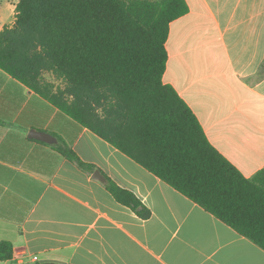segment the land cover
Wrapping results in <instances>:
<instances>
[{
  "label": "crops",
  "instance_id": "crops-1",
  "mask_svg": "<svg viewBox=\"0 0 264 264\" xmlns=\"http://www.w3.org/2000/svg\"><path fill=\"white\" fill-rule=\"evenodd\" d=\"M18 1L0 0V31ZM185 2L169 26L163 82L250 178L264 168V0ZM55 135L91 169L57 151ZM107 178L148 218L118 202ZM0 241L13 248L0 264H264L259 245L1 68Z\"/></svg>",
  "mask_w": 264,
  "mask_h": 264
},
{
  "label": "trees",
  "instance_id": "trees-1",
  "mask_svg": "<svg viewBox=\"0 0 264 264\" xmlns=\"http://www.w3.org/2000/svg\"><path fill=\"white\" fill-rule=\"evenodd\" d=\"M186 12L185 0H19L0 31V68L264 249V168L244 177L163 82L169 26ZM105 185L148 218L132 192L109 178ZM12 254L0 241V262Z\"/></svg>",
  "mask_w": 264,
  "mask_h": 264
},
{
  "label": "water",
  "instance_id": "water-1",
  "mask_svg": "<svg viewBox=\"0 0 264 264\" xmlns=\"http://www.w3.org/2000/svg\"><path fill=\"white\" fill-rule=\"evenodd\" d=\"M34 136L39 138V139H42V140H45V141H50L52 140V137L49 136V135H46V134H43V133H34ZM94 177H96L97 179L101 180V181H104V177L99 173V172H95L94 173ZM39 264H45V263H39Z\"/></svg>",
  "mask_w": 264,
  "mask_h": 264
},
{
  "label": "rangeland",
  "instance_id": "rangeland-1",
  "mask_svg": "<svg viewBox=\"0 0 264 264\" xmlns=\"http://www.w3.org/2000/svg\"><path fill=\"white\" fill-rule=\"evenodd\" d=\"M45 77H46L47 79H49V80H53V78H52L49 74H45ZM55 83L57 84V83H59V82L55 81Z\"/></svg>",
  "mask_w": 264,
  "mask_h": 264
}]
</instances>
